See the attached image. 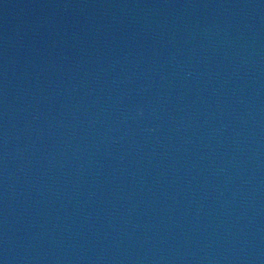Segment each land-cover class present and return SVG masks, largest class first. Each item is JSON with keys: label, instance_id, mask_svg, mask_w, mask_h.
<instances>
[{"label": "water", "instance_id": "water-1", "mask_svg": "<svg viewBox=\"0 0 264 264\" xmlns=\"http://www.w3.org/2000/svg\"><path fill=\"white\" fill-rule=\"evenodd\" d=\"M0 264H264V0H0Z\"/></svg>", "mask_w": 264, "mask_h": 264}]
</instances>
